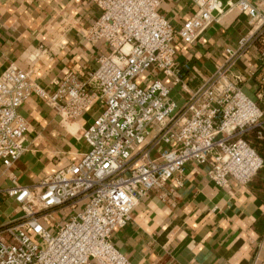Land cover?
I'll use <instances>...</instances> for the list:
<instances>
[{"label":"built area","instance_id":"1","mask_svg":"<svg viewBox=\"0 0 264 264\" xmlns=\"http://www.w3.org/2000/svg\"><path fill=\"white\" fill-rule=\"evenodd\" d=\"M91 1L100 14L85 38L107 51L87 79L67 72L48 94L17 65L0 73L3 174L25 149L28 123L18 109L32 94L64 122L78 118L95 100L101 106L81 133L89 149L78 162L30 185L10 175L11 184L0 186V205L11 199L21 211L19 218L0 221V264H130L113 245L112 233L127 224L149 190L173 177L179 183L189 161L205 165L218 187L244 185L263 165L244 136L254 131L264 140V108L242 91L244 78L233 72L244 50L264 33V11L254 0H192L198 8L178 28L158 12L160 0ZM231 8L249 18L250 35L226 48L215 73L177 107L170 86L184 84L173 41L192 44L217 19L214 13ZM258 58L264 66V40ZM150 70L159 78L147 76ZM151 133L152 144L161 145L154 158L146 143Z\"/></svg>","mask_w":264,"mask_h":264},{"label":"crops","instance_id":"2","mask_svg":"<svg viewBox=\"0 0 264 264\" xmlns=\"http://www.w3.org/2000/svg\"><path fill=\"white\" fill-rule=\"evenodd\" d=\"M254 1L264 11V0ZM197 8L192 0H160L158 12L178 28ZM99 14L91 0H0V73L17 65L48 94L67 72L87 79L98 66V56L107 51L105 45L85 38ZM214 14L217 19L192 44L173 41L184 84L170 86L177 107L215 73L226 58V48H234L252 31L249 18L235 8ZM263 40L264 34L233 67L244 78L242 91L262 108L264 66L258 55ZM146 73L159 78L154 71ZM162 81L170 84L169 78ZM18 112L28 123L25 149L4 174L0 164L1 187L11 184L10 175L30 185L78 162L89 149L81 133L101 106L95 100L78 118L64 122L53 106L32 94ZM152 138L153 133L146 143L154 158L161 145H153ZM178 179L179 183L173 177L162 188L149 190L131 210L127 224L113 231V245L130 264H264V170L244 185L218 187L207 177L205 165L189 161ZM4 202L12 207L9 219L19 218L14 201Z\"/></svg>","mask_w":264,"mask_h":264},{"label":"trees","instance_id":"3","mask_svg":"<svg viewBox=\"0 0 264 264\" xmlns=\"http://www.w3.org/2000/svg\"><path fill=\"white\" fill-rule=\"evenodd\" d=\"M264 34V33H263ZM260 35L256 40L260 39L262 36ZM246 140H248L250 142V144L252 146L255 147V149L257 150V152L260 154V156L262 157L263 159V165L262 167L260 168V170H264V140L262 139H258L255 135V132L254 131H251L250 133H248L246 135ZM259 170V171H260Z\"/></svg>","mask_w":264,"mask_h":264},{"label":"rangeland","instance_id":"4","mask_svg":"<svg viewBox=\"0 0 264 264\" xmlns=\"http://www.w3.org/2000/svg\"><path fill=\"white\" fill-rule=\"evenodd\" d=\"M12 210V207L9 206L7 203L2 202L0 205V218L2 222H6L9 219L10 211ZM59 217H61V214H58Z\"/></svg>","mask_w":264,"mask_h":264}]
</instances>
